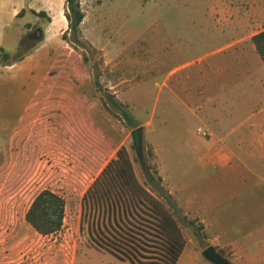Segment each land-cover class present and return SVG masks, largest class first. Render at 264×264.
<instances>
[{
	"label": "rangeland",
	"instance_id": "obj_1",
	"mask_svg": "<svg viewBox=\"0 0 264 264\" xmlns=\"http://www.w3.org/2000/svg\"><path fill=\"white\" fill-rule=\"evenodd\" d=\"M78 4L83 17L77 32L72 34L66 28L62 32L65 38L62 33L59 36V48L52 51L54 60L42 59L41 72L35 73L43 75L52 63V73L75 76V88L69 94L73 100L69 107L66 102L57 104L55 93L61 90V80L50 77L53 83L42 88L40 104L33 105L15 139L21 144L29 125L39 120L49 134L54 127L50 122L72 125L73 136L64 126L55 141L44 140L49 143L37 151L32 136L27 145L32 157H0V264H156L153 261L159 260L153 259L157 254L150 253L152 242L146 232L137 234L131 226L122 231L106 227V212L85 195L92 178L119 147L127 153L140 183H144L146 163L150 172L160 177L167 200L152 193L173 218V232L183 241L174 264H212L200 254L207 244L197 218L184 215L178 205V178L185 176L199 185L206 181V174H211L220 194L214 211L233 226L232 236L242 247L240 256L224 258L231 264H264V143L248 142L263 130L233 132L245 137L247 143L235 146L224 135L226 123L216 129L198 121L187 115L190 109L181 112L178 100L174 104L168 95L169 87L178 90L175 79L180 73L200 70L208 78L222 72L223 66L215 64L218 58L243 50L247 54L246 44L220 52L215 49L243 31L248 35L262 30V17L251 10L262 6V0H78ZM32 19L31 14L27 16L28 21ZM43 26L44 20L38 19L30 30L20 32L14 55L27 51ZM251 59L254 66V54ZM184 62L190 64L184 70L175 68L166 80L169 69ZM46 103L57 109L49 116L41 112ZM3 119L0 114L1 124ZM134 124L141 127L143 166L131 145L129 132ZM5 133L0 130L4 148ZM195 157L262 160L248 161L247 168H240L252 171L244 172L246 184L239 186L234 179L221 176L224 168L196 170L189 177L186 173L198 168ZM44 188L64 199L62 226L48 235L36 233L24 220L32 197ZM113 238L118 239L119 248L108 242ZM91 239H101L103 244ZM137 240L145 243L142 247L146 250H138V255L147 257H139L145 263L131 262L124 250L130 251ZM225 252L222 249L220 254Z\"/></svg>",
	"mask_w": 264,
	"mask_h": 264
},
{
	"label": "crops",
	"instance_id": "obj_2",
	"mask_svg": "<svg viewBox=\"0 0 264 264\" xmlns=\"http://www.w3.org/2000/svg\"><path fill=\"white\" fill-rule=\"evenodd\" d=\"M64 7L65 0H0V48L8 53V58L0 61V114L4 115L2 124L0 123V130L6 131L4 135L7 137L6 147L4 148L2 143L0 144V157H32V154L31 156L27 154L30 138H34L33 146L37 151L36 149H41L45 142L55 141L60 136L59 130L64 126H66L65 132L67 134L70 132L73 136L74 127L72 125L69 126L61 122L55 125L50 122L54 127L51 129L52 133L49 134L46 131L47 128L42 129L41 126L45 124L39 120L31 126L29 125L30 131L25 134L21 144H19L21 141L15 139L20 127L27 122L25 119L28 112L33 105L40 104L38 99L42 88L53 83V81L48 83L50 77L59 81L57 76H49L47 81H44L52 63L43 72V75L35 73L40 71L42 59L53 61L55 58L52 51L59 48V36L67 28L63 14ZM20 10L23 12L16 16ZM30 10L42 11L49 20L42 27V38L31 46L21 58L15 59L18 35L20 32L30 30L38 20V17L34 15H32L31 22L27 20ZM251 10L258 13V17H262V23H264V0H262V6H253ZM61 18L63 21H60ZM29 22L30 24L26 25ZM246 32L243 31L242 34L234 36L236 38H232L215 49V52H220L230 46L240 44L247 46V54L243 50L226 58H218L215 64L223 66L221 69L218 66V70L220 69L223 73L217 72L208 78L206 76L204 78L200 70L180 73L175 79L178 90L169 87L168 91L169 98L174 104L178 100L181 112L186 110L185 108L190 109L186 111L188 116H193L198 121H204L216 129L221 127L222 122L226 123L228 131L224 135L235 146L247 144L245 137L233 133L242 128H245L246 131L261 128L263 131L258 134V137H252L248 142L250 145H254L255 141L259 144L264 143V67L249 40L252 34L247 35ZM50 51L51 53H49ZM251 54H254V66L251 63ZM189 64L190 62H184L169 69L165 76L166 80L172 77L171 72L175 68L179 67L184 70ZM214 67L212 66V68ZM51 88L57 90L54 85H51ZM60 91L55 93L59 101L57 104L66 102L65 104L69 107L70 92L63 89ZM64 95L67 96L65 100ZM49 106L51 104L46 103L45 108L41 111L42 115H48L57 110L55 107ZM32 130L35 132L33 133ZM42 132H45L44 135ZM255 160H262V157H195L198 168L193 167L194 170L190 169L186 175L189 174L188 176L192 178L191 172L196 170L203 171L208 167L224 168L221 176L232 178L235 185L241 186L246 184L244 172L251 174L252 170L241 171L240 168H247L246 163L248 161L255 162ZM204 176L206 181L199 185L194 180L184 179L185 176L178 178L179 208L184 215L191 214L193 218H197V223L201 225V231L205 235L204 242L207 245H212L217 252L222 249L226 250V255L223 254V257H238L242 247L232 236L233 226L225 223V219L214 211L220 194L216 191L211 174ZM169 192L171 193V190ZM218 253L220 254V252Z\"/></svg>",
	"mask_w": 264,
	"mask_h": 264
},
{
	"label": "trees",
	"instance_id": "obj_3",
	"mask_svg": "<svg viewBox=\"0 0 264 264\" xmlns=\"http://www.w3.org/2000/svg\"><path fill=\"white\" fill-rule=\"evenodd\" d=\"M65 7L64 17L67 22V29L72 34H75L83 13L79 8L78 0H65ZM22 12L23 10H20L16 16L21 15ZM29 13L38 17V19H43L44 25L49 20L42 11L34 12L30 10ZM26 25H29V23ZM39 32L40 34L30 47L42 38V29ZM61 36L63 39L65 38L64 33ZM249 40L253 44L254 50L264 67V29L252 34ZM28 51L29 49L16 54L15 59L21 58ZM7 58L8 53L0 48V61ZM53 65H55V62ZM50 68L52 67H49L44 81H47L49 76H57L58 80H61V89L70 92V90L75 88L77 80L75 76L70 74L60 76L52 73ZM62 81L65 83H62ZM48 83L50 82L48 81ZM72 100L71 97L70 102ZM124 115L126 116V114ZM126 118L130 122L127 116ZM136 126L134 124L132 128ZM149 169L150 167L146 163L142 170L144 183H140L133 173L127 153L119 147L115 150L114 156L109 158L92 178L85 190V195H89L94 205L106 212V227L108 226L112 229V226H114L113 230L118 228L122 231L121 228L131 226L138 230L136 231L137 234L139 231L146 232L150 236V242H152L150 253L152 256L157 254L153 259L159 260L153 262L156 264H174L183 248V241L177 233H174L176 229L173 224V218L167 213L166 208L162 206L157 196L152 193L154 191L158 197L167 200V196L163 193L159 183L160 177L154 176ZM63 215L64 199L56 192L44 188L32 197L24 212V220L36 233L48 235L61 228ZM114 234L122 237V234L116 231ZM113 239L115 240L108 239V242L119 248L118 239ZM92 241L103 244L101 239ZM137 241L138 243H135V247L132 245L134 243H131L130 251L123 247L121 248L129 254L131 262L145 263L146 261L139 259V257H147L138 255L141 254L138 250H146L142 247V244L144 245L145 243L140 240Z\"/></svg>",
	"mask_w": 264,
	"mask_h": 264
},
{
	"label": "water",
	"instance_id": "obj_4",
	"mask_svg": "<svg viewBox=\"0 0 264 264\" xmlns=\"http://www.w3.org/2000/svg\"><path fill=\"white\" fill-rule=\"evenodd\" d=\"M133 151L140 165H144L141 154V127L136 126L129 132ZM201 256L212 264H231L226 258L220 255L212 245H207L201 252Z\"/></svg>",
	"mask_w": 264,
	"mask_h": 264
},
{
	"label": "built area",
	"instance_id": "obj_5",
	"mask_svg": "<svg viewBox=\"0 0 264 264\" xmlns=\"http://www.w3.org/2000/svg\"><path fill=\"white\" fill-rule=\"evenodd\" d=\"M198 131H200V128H197Z\"/></svg>",
	"mask_w": 264,
	"mask_h": 264
},
{
	"label": "flooded vegetation",
	"instance_id": "obj_6",
	"mask_svg": "<svg viewBox=\"0 0 264 264\" xmlns=\"http://www.w3.org/2000/svg\"><path fill=\"white\" fill-rule=\"evenodd\" d=\"M29 36H31V35H29Z\"/></svg>",
	"mask_w": 264,
	"mask_h": 264
}]
</instances>
